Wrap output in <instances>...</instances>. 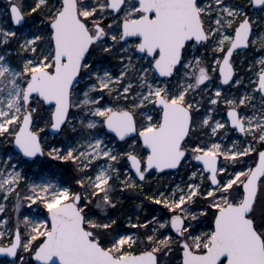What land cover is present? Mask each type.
<instances>
[{
	"label": "snow or ice",
	"instance_id": "snow-or-ice-1",
	"mask_svg": "<svg viewBox=\"0 0 264 264\" xmlns=\"http://www.w3.org/2000/svg\"><path fill=\"white\" fill-rule=\"evenodd\" d=\"M250 10L264 0H7L9 264H264V16ZM250 48L259 55L238 64ZM46 128L63 141L47 143ZM45 156L71 167L74 186L27 181L20 163ZM125 191L143 196L140 211L159 208L121 220ZM23 203L35 215L21 220Z\"/></svg>",
	"mask_w": 264,
	"mask_h": 264
},
{
	"label": "rangeland",
	"instance_id": "rangeland-1",
	"mask_svg": "<svg viewBox=\"0 0 264 264\" xmlns=\"http://www.w3.org/2000/svg\"><path fill=\"white\" fill-rule=\"evenodd\" d=\"M27 2L31 3V0H27ZM236 2L241 5H247V0H236ZM6 6H7V0H0V15H3L4 10L6 9ZM250 14L253 15L254 17L257 15L264 16V13L251 12V10H250ZM26 27H31V25L29 24ZM255 31L257 35L264 33V25H257L255 27ZM256 47H258V45ZM253 55H259V53L256 52L255 48H250L247 52L240 53L236 57L237 63L238 64L246 63L248 60H251ZM112 63L114 65L113 71H118L119 69H118V66H115V61H112ZM238 72L239 74L244 75L242 69L238 68ZM231 91L233 95L237 94L234 88ZM221 109L222 111L220 114L224 115L226 113V109H223L222 105H221ZM49 130H50L49 128H46L45 133L41 134L47 143L58 144L63 141L64 134H61V135L54 134L53 135L50 133ZM228 135L231 137V139L238 138V134L231 132V131L228 132ZM13 152H14V149L12 148L10 144L0 143V159L6 158V155L12 154ZM51 162L52 160L48 159L45 156V157L36 159L35 162H29V163L21 162L20 167L24 175L26 176V179L28 182L53 181V182L63 184V185H70L68 183L67 184L64 183L62 179L60 178L59 172L56 170H53V168L42 169V165L43 166L44 164L49 165ZM183 174H184L183 171H181L178 174L176 172H172L171 177L163 176L160 178L159 182L161 184H167L171 178L174 177L176 180H179ZM152 179L153 181H155L156 177L154 176ZM151 186L153 189H155L157 187V184L152 183ZM119 196L122 197L121 204L123 205V207H120L119 210L114 213V215L118 216L121 220L123 219L125 215H130L133 218H135L136 215H140L141 217H143L144 215L148 214V212L153 210L151 209V207H149L152 205H150L147 201H144V205H143L144 211H140L136 207L137 205L141 204V201L143 200V196L140 195L138 192L125 191L123 193H119ZM0 203H3L6 205L7 215L12 220L13 224H15V220L17 216V213L14 211L15 198L13 197L9 202H5L2 200V198H0ZM155 208L158 209L159 206H155ZM96 211L99 214V210H96ZM156 214L159 215V212L157 211ZM0 215H3V214H0ZM24 215H35V207H33V209H29L27 207V204L23 203L19 210V216L21 220L23 219ZM22 226L23 225H21V227ZM200 230H203V229H200ZM0 264H9V259L7 257L0 258Z\"/></svg>",
	"mask_w": 264,
	"mask_h": 264
},
{
	"label": "trees",
	"instance_id": "trees-1",
	"mask_svg": "<svg viewBox=\"0 0 264 264\" xmlns=\"http://www.w3.org/2000/svg\"><path fill=\"white\" fill-rule=\"evenodd\" d=\"M42 163V162H41ZM44 168H53V170H56L59 172L60 174V178L62 179V181L64 183H68L70 185H73L74 186V179H73V171L71 169V167H67L59 162L56 163V161H52L49 165L48 164H44V166L42 165V169ZM151 207V209L155 208L152 207V206H149Z\"/></svg>",
	"mask_w": 264,
	"mask_h": 264
},
{
	"label": "water",
	"instance_id": "water-1",
	"mask_svg": "<svg viewBox=\"0 0 264 264\" xmlns=\"http://www.w3.org/2000/svg\"><path fill=\"white\" fill-rule=\"evenodd\" d=\"M49 131H50V133L53 134V135L56 134V133H55L53 130H51V129H50ZM40 158H42V157H40ZM0 258H5V256L0 255ZM7 258H8V257H7ZM8 259L10 260V258H8Z\"/></svg>",
	"mask_w": 264,
	"mask_h": 264
}]
</instances>
